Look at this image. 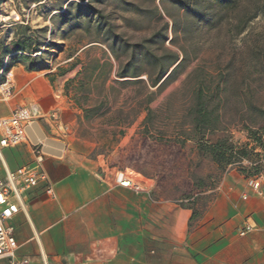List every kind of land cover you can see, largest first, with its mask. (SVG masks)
Here are the masks:
<instances>
[{"label":"rangeland","instance_id":"1","mask_svg":"<svg viewBox=\"0 0 264 264\" xmlns=\"http://www.w3.org/2000/svg\"><path fill=\"white\" fill-rule=\"evenodd\" d=\"M229 1L226 8L219 0H6L0 80L9 71L13 81L21 71L43 77L73 113L66 138L72 149L113 176L156 178L176 203L193 205L226 173L264 172V0ZM20 40L26 51L15 49ZM146 54L165 66L178 57L154 87ZM195 70L222 90L221 130L203 141L226 139L233 154L247 145L225 168L196 145L188 113ZM14 90L0 99V113L25 91L16 81ZM256 130L260 146L250 139Z\"/></svg>","mask_w":264,"mask_h":264},{"label":"crops","instance_id":"2","mask_svg":"<svg viewBox=\"0 0 264 264\" xmlns=\"http://www.w3.org/2000/svg\"><path fill=\"white\" fill-rule=\"evenodd\" d=\"M15 81L19 90H25L15 108L36 105L57 112L54 119L36 122L47 183L27 193L25 211L11 222L18 260L27 259L29 264H264V183L259 196L251 178L229 172L193 205L176 203L160 180L146 175L138 181L140 191L122 188L114 183L110 169L70 147L66 138L73 113L46 80L21 71L14 78L12 96ZM13 109L0 113V118ZM31 141L28 131L26 143L1 151L0 179L5 169L14 171L32 163ZM47 185L52 196L45 193ZM246 223L253 229L240 236Z\"/></svg>","mask_w":264,"mask_h":264},{"label":"built area","instance_id":"3","mask_svg":"<svg viewBox=\"0 0 264 264\" xmlns=\"http://www.w3.org/2000/svg\"><path fill=\"white\" fill-rule=\"evenodd\" d=\"M13 77L11 71L3 75L0 80V99L8 100L12 96ZM54 119L53 113L46 116L40 113L36 105L19 106L11 111L8 117L0 118V160L1 151L14 149L28 140V131L31 136L33 161L29 165L17 168L14 171L5 169L4 177L0 179V262L8 264H29L27 259L18 260L16 257L17 245L13 235L11 222L14 217L26 209L25 199L29 191L40 183H47L43 169L44 153L38 143V127L36 122L41 119ZM251 186L257 195L261 196L260 184L264 183V172L251 178ZM116 185L140 191L141 184L134 180L126 171H117L113 176ZM45 193L52 196V189L47 185ZM246 200V196L242 197ZM253 227L246 225L239 231L244 236L252 231Z\"/></svg>","mask_w":264,"mask_h":264},{"label":"trees","instance_id":"4","mask_svg":"<svg viewBox=\"0 0 264 264\" xmlns=\"http://www.w3.org/2000/svg\"><path fill=\"white\" fill-rule=\"evenodd\" d=\"M222 6L228 7L232 6L233 1L229 0H219ZM15 49L18 51H26L28 46L22 40L16 42L14 45ZM147 60L150 62V65L155 67V79L150 80V85L152 87L156 86L158 82L166 75L169 67L174 65L178 57L176 55L170 56L167 65L163 64L162 58L159 57H150V55L146 54ZM170 65V66H169ZM179 64L175 66L170 75L175 71ZM165 66V67H164ZM131 77L134 73H130ZM169 75V76H170ZM121 77H130L129 73H121ZM168 76V77H169ZM167 77V78H168ZM190 77H194L197 79V83L195 84L194 89L191 92V101L189 106V117H191V127L192 131L196 133V145L200 152H205L209 155L212 162L218 164L219 166L225 168L226 166L231 164V160L234 158L233 155H238L240 157H244L246 155V147L245 145L239 151H236L235 154L232 153L234 147L228 143L226 139H222L217 141L215 144H208L204 139V135L207 132L219 131L221 130L220 126V116H219V108L222 104V99L219 97L221 93V88L218 84H212V82H206V75L199 70H195L192 72ZM166 78V79H167ZM217 98V99H215ZM259 116L264 118V113H259ZM250 139L257 146L262 144L261 134L259 130L250 131ZM239 157V158H240Z\"/></svg>","mask_w":264,"mask_h":264},{"label":"water","instance_id":"5","mask_svg":"<svg viewBox=\"0 0 264 264\" xmlns=\"http://www.w3.org/2000/svg\"><path fill=\"white\" fill-rule=\"evenodd\" d=\"M6 0H0V7Z\"/></svg>","mask_w":264,"mask_h":264},{"label":"bare ground","instance_id":"6","mask_svg":"<svg viewBox=\"0 0 264 264\" xmlns=\"http://www.w3.org/2000/svg\"><path fill=\"white\" fill-rule=\"evenodd\" d=\"M3 5V4H2ZM2 5H1V8H2ZM4 21L6 20V19H3ZM40 139H43V137L40 135Z\"/></svg>","mask_w":264,"mask_h":264}]
</instances>
